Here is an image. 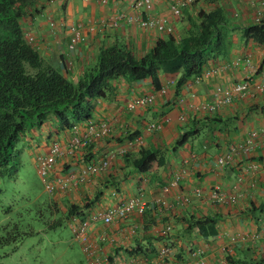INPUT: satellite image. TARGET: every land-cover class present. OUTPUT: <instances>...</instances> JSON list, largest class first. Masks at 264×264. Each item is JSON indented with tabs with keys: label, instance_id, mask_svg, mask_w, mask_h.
Returning a JSON list of instances; mask_svg holds the SVG:
<instances>
[{
	"label": "crops",
	"instance_id": "obj_1",
	"mask_svg": "<svg viewBox=\"0 0 264 264\" xmlns=\"http://www.w3.org/2000/svg\"><path fill=\"white\" fill-rule=\"evenodd\" d=\"M131 1L102 4L99 0H31L24 5L26 14L21 24L36 37L33 47L40 55L75 82L100 47L125 44L140 57L158 37L167 34L142 27L139 19L147 14L133 10ZM177 1L153 0L151 11L167 18L175 36L188 29L186 16H194L199 9L224 7L239 25L255 22L258 13L259 20L264 21V0H195L175 17L170 5ZM72 25H80L83 40L69 53L66 46ZM242 56H249L250 63L231 66L235 58ZM263 62L264 45L244 40L237 31L229 56L209 61L206 67L218 65L220 69L208 79L197 82L192 78L177 86V75L163 73L156 88L150 78H120L115 81L111 98L97 100L91 119L108 120L110 134L57 159L50 178L74 180L86 163L101 159L108 160V167L89 174L81 183L68 182L51 197L62 207L79 205L84 214L107 209L130 196H141L146 201L143 216L133 214L108 226L100 221L93 223L91 235L98 240L102 255L110 259L107 264H127L134 255L129 251L138 243L146 248L145 255H137L142 264H196L198 257L202 264H221L227 256L234 261L264 258V91L255 89ZM246 78L249 90L236 95L232 103L220 104L211 114L194 108L200 102L213 101L216 85L230 86ZM163 87L166 93L160 95L158 91ZM149 94L155 95L151 105L127 107L136 96ZM151 123L158 127L148 130ZM252 131H256L255 137L250 136ZM70 134L48 120L40 128L24 132L20 145L35 161L36 156L48 153L52 141L64 143ZM133 138H140L139 143L123 152L126 141ZM140 149L162 150L165 163L150 161L136 168L125 153L136 154ZM229 151L233 153L231 163L217 167L216 158ZM176 176L180 180L172 186ZM215 185L226 195H237L236 201H212L209 194ZM196 188L201 189V197L194 196ZM182 196L189 197V201L180 203ZM160 198L166 203H160ZM191 216L214 220L212 227H203L207 235L201 236L195 229L194 234L183 236ZM164 224H171L169 237L157 239L154 230ZM132 226L134 233L130 232ZM171 239L175 244L170 247V255L158 258L159 248ZM198 248L202 249L200 256L195 255Z\"/></svg>",
	"mask_w": 264,
	"mask_h": 264
},
{
	"label": "trees",
	"instance_id": "obj_2",
	"mask_svg": "<svg viewBox=\"0 0 264 264\" xmlns=\"http://www.w3.org/2000/svg\"><path fill=\"white\" fill-rule=\"evenodd\" d=\"M28 3L31 0H0V179L17 173L23 151L20 137L24 132L53 120L58 129L71 133L73 125L92 118L97 100L112 97L116 80L150 78L158 88V77L165 73L177 75L176 85L181 86L199 76L209 61L227 58L237 31L244 40L264 45L263 20L239 25L231 20L224 7L199 9L194 16H186L189 27L182 35L167 33L158 37L153 47L140 57L125 44L100 47L94 60L73 82L26 41L21 20L26 14L24 5ZM125 156L138 169L150 161H157L158 165L165 163L162 150L140 149ZM48 201L52 213L60 214L51 226L60 225L74 214L84 215V208L79 205L61 208L51 196ZM213 224L211 217L191 216L183 236L194 234L195 229L197 234L207 235L203 227L210 228ZM155 236L163 239L169 233ZM174 244L172 239L166 242L169 247ZM129 252L145 255L146 248L138 243ZM225 261L226 264H264V258L234 261L227 256Z\"/></svg>",
	"mask_w": 264,
	"mask_h": 264
},
{
	"label": "built area",
	"instance_id": "obj_3",
	"mask_svg": "<svg viewBox=\"0 0 264 264\" xmlns=\"http://www.w3.org/2000/svg\"><path fill=\"white\" fill-rule=\"evenodd\" d=\"M110 0H99L102 4H107ZM195 0H178L177 3L170 5V12L173 16L178 17L181 15V8L192 4ZM211 1V0H208ZM261 4H264L261 1ZM131 7L135 11L145 12L147 15L145 18L139 19V24L148 29L155 31L157 33H168L173 34L174 28L168 23V20L164 16H155L151 14L153 8V0H133L131 1ZM259 14H257L256 21L259 20ZM22 21V20H21ZM113 26H116L115 21ZM25 32L26 41L30 45H34L36 42V37L34 34L27 30L25 26H22ZM93 29V27H91ZM83 40L82 30L80 25L71 26V36L66 46L67 52L70 53L75 47ZM250 57H237L231 62V66H238L240 63H250ZM220 67L218 65H212L205 67L199 76L194 77L195 81H201L204 79L210 78L214 73H216ZM258 80L255 83V89L257 91H264V62L262 64V69L257 73ZM250 82L246 79L235 82L230 86L216 85L212 90L213 101L200 102L198 105H194V108L198 111L205 113H214L217 107L220 104H229L232 103L236 95H242L247 93L249 90ZM158 93L160 95L166 93V88H161ZM155 95H138L134 99H131L127 103L129 109H134L136 107H146L151 105L154 101ZM158 125L151 123L147 126L148 130H153ZM111 124L108 120L103 119L100 121H94L92 119L75 124L71 127L70 137L62 143L61 141L54 140L49 145L48 153L40 154L36 156V170L39 176L42 179L44 189L50 194L55 193L58 189L64 188L67 186L68 182L73 181V183L78 184L83 182L89 174L100 173L105 171L108 167V160L101 159L97 162L86 163L80 170V172L74 177V180L64 177H56L51 179L52 168L54 167L57 159L64 157L65 155H72L77 148L88 146L93 140H99L104 137H107L111 132ZM251 137L256 136V131L251 132ZM140 138L128 139L123 148V152L131 148L132 146L139 143ZM233 158L232 152H226L218 156L215 160L216 166L219 168H225L228 166ZM180 180V176H176L171 182V185H176ZM235 188V187H234ZM167 190V187L164 189ZM193 194L195 197H201V189H194ZM209 198L217 203L223 202H235L237 195L235 194H224L221 191L219 185H215L210 191ZM162 204L166 203V200L163 198L158 199ZM189 201V197L182 196L180 198V203H185ZM146 201L141 196H130L120 202L117 205L110 206L107 209H96L90 214H84L79 216L74 214L70 217L69 224L71 231L81 245L83 252L86 255L88 264H107L109 262L107 256L102 255V251L98 240L91 235L93 229V223L100 221L104 226L113 224L116 221L125 220L131 215L135 214L138 216H143L145 214ZM171 224H164L160 227H157L154 230L156 235H166L171 231ZM135 226H132L130 232H135ZM202 252L201 248H198L195 251V255L200 256ZM171 249L169 246L163 245L159 248L157 252V257L162 258L167 255H170ZM196 261V264H202L203 260L201 257ZM127 264H142V258L137 255H132L129 257ZM176 264H183L182 261L176 262ZM220 264V263H216ZM221 264H226V261H221Z\"/></svg>",
	"mask_w": 264,
	"mask_h": 264
},
{
	"label": "rangeland",
	"instance_id": "obj_4",
	"mask_svg": "<svg viewBox=\"0 0 264 264\" xmlns=\"http://www.w3.org/2000/svg\"><path fill=\"white\" fill-rule=\"evenodd\" d=\"M50 196L23 150L15 176L0 179V264H88L69 221L51 226Z\"/></svg>",
	"mask_w": 264,
	"mask_h": 264
}]
</instances>
